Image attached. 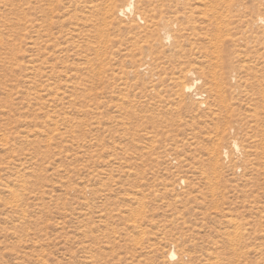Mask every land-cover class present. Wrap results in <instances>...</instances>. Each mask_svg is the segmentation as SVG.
<instances>
[{
	"label": "rangeland",
	"instance_id": "374dc122",
	"mask_svg": "<svg viewBox=\"0 0 264 264\" xmlns=\"http://www.w3.org/2000/svg\"><path fill=\"white\" fill-rule=\"evenodd\" d=\"M129 1L0 0V264H264V0Z\"/></svg>",
	"mask_w": 264,
	"mask_h": 264
},
{
	"label": "bare ground",
	"instance_id": "6f19581e",
	"mask_svg": "<svg viewBox=\"0 0 264 264\" xmlns=\"http://www.w3.org/2000/svg\"><path fill=\"white\" fill-rule=\"evenodd\" d=\"M115 9V8H114ZM114 11V10H113ZM135 11H136V9H135V3H134V0H131V1H129V3H127V5H125V7L123 8V9H121L120 10V16H122V15H124L125 16V14L126 13H129V14H132V15H134V13H135ZM124 18V17H123ZM127 18V17H126ZM138 18H140L139 17V15H138ZM263 19H260L259 21H262ZM264 24V23H263ZM165 38V37H164ZM40 40H41V37H40ZM166 41H168V42H170L171 41V37L170 36H168L167 35V37H166ZM165 42V41H164ZM40 45V47H39V51H44V47H43V45L40 43L39 44ZM190 73V72H189ZM189 76H191V75H189ZM186 86V85H185ZM184 87V86H183ZM194 88H195V86H194ZM184 89V88H183ZM185 90L186 91H188V92H192L194 89H193V86H186L185 87ZM198 99V98H197ZM200 99V98H199ZM237 143V142H236ZM234 146V145H233ZM235 148L237 149V152H239L238 151V149H239V147L237 146V144H236V146H235ZM227 152V151H226ZM228 155V154H227ZM228 157V156H227ZM171 259L172 260H175V259H178V256H177V254L175 253V252H173L172 254H171Z\"/></svg>",
	"mask_w": 264,
	"mask_h": 264
}]
</instances>
